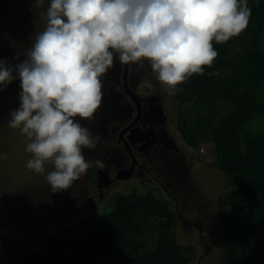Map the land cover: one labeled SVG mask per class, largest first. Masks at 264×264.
Masks as SVG:
<instances>
[{
	"label": "clouds",
	"instance_id": "9594fccd",
	"mask_svg": "<svg viewBox=\"0 0 264 264\" xmlns=\"http://www.w3.org/2000/svg\"><path fill=\"white\" fill-rule=\"evenodd\" d=\"M40 4L43 0H38ZM250 16L248 0H49L46 10L39 13L45 27L35 34L26 59L16 65L0 59V91L14 80L20 81V104L8 111V124L30 141L25 149L32 154L27 168L43 174L45 165L51 164L53 170L46 176L51 190L71 188L64 195L59 192L54 200L48 193H35L36 200L44 203L42 213L50 223L58 221L60 211H70V197L81 186L78 179L83 176L87 180L93 164L100 165L95 160L102 155L108 137L115 135L111 121L128 117L120 110L118 99L108 100L101 91V77L114 59L118 56L122 64L140 67L147 60L161 84L173 94L187 78L202 75L204 66L213 65L218 55L213 40L225 43L238 36L247 28ZM106 103L113 111L103 109ZM117 135L126 148L117 144L120 150L113 153L116 177L98 172L97 182L87 188L92 189L89 195L98 193L93 189L98 184L102 187L103 182L108 185L135 172L136 165L126 153L134 145L145 146L154 140L151 130L142 127H128ZM198 148L202 155L208 152L203 143ZM121 155L125 159L119 162ZM128 190L131 188L124 192ZM21 195L15 194L18 201ZM63 196L64 203L59 201ZM15 201L8 204L9 209L15 208ZM173 203L177 217L182 216L177 228L206 230L208 224L193 216L204 208L192 213L187 210L189 204L181 207L179 201ZM9 233L8 222L1 220L3 250L10 248L5 241ZM15 256L0 258V262Z\"/></svg>",
	"mask_w": 264,
	"mask_h": 264
},
{
	"label": "trees",
	"instance_id": "16d2710c",
	"mask_svg": "<svg viewBox=\"0 0 264 264\" xmlns=\"http://www.w3.org/2000/svg\"><path fill=\"white\" fill-rule=\"evenodd\" d=\"M248 7L247 28L225 43L213 40V65L175 92L186 142L198 148L202 139L212 141L217 157L210 165L230 178L231 190L218 203L225 230L218 264H264V134L247 124L256 114L264 116V0H248ZM11 9L2 0L0 15ZM141 192L114 194L95 221L81 219L42 247L21 250L0 264H202L208 243L204 253L182 243L175 204L151 189ZM148 229L151 234H145Z\"/></svg>",
	"mask_w": 264,
	"mask_h": 264
},
{
	"label": "rangeland",
	"instance_id": "374dc122",
	"mask_svg": "<svg viewBox=\"0 0 264 264\" xmlns=\"http://www.w3.org/2000/svg\"><path fill=\"white\" fill-rule=\"evenodd\" d=\"M9 1L12 3L11 11L7 14L0 15V59L6 60L11 65H16L26 59V54L34 42L35 34L44 29L45 22L40 19L39 13L46 10L49 0H46V4H40L39 6L38 0ZM1 5L2 0H0V8ZM145 77L146 82H148L152 89L149 93L153 94L155 90L161 92L164 107L168 113L171 136L180 146L182 154L185 157L184 160L186 159L189 164L191 175L187 176V184H190L194 188L192 192L190 191V195L192 196L191 203L194 197L197 199H194L196 203L190 204L187 210L192 213H198L201 208L205 209L193 215L194 217H198L197 219L200 218L205 225L206 223L208 224L204 232L195 229V232L193 231L192 233V231H190L191 229L187 230L181 227L177 228L178 235L182 243H194L195 246L202 251L201 253L206 252L204 245L208 243L209 246H206L207 252L204 253L199 260H201L202 264H206V262L207 264H218L221 257L220 255H222L225 248V230L224 224L218 215L217 208L220 196L231 190L228 185L230 183V178L219 168L210 165L216 155L213 151L212 141L207 138L201 140V144H205L208 151H205L206 153L203 155L199 153V148L194 149L186 142L184 135L177 127V117L179 110H181V105L180 101L175 96L176 94H170L167 91V86L161 84L157 78V74L154 73L151 68L145 74ZM19 84L20 81L16 79L9 84L6 89L0 91V105H2L3 108L2 111L0 110V206L4 204V202L10 204L18 200L15 194L21 195L29 193L28 196L30 197L32 192L35 194L39 191L52 195L48 197L54 200L59 196V192L64 195L71 189L69 188L59 192H53L51 190L46 179L47 173L53 170L51 164L45 165L46 171L43 174L36 173L26 166L27 162L32 158V154L25 150L26 144L30 141L21 133L20 129H13L9 127L8 124L10 119V113L8 111L12 109V107H17L20 104L19 93L21 89ZM192 104L193 102L188 103L186 108L190 109ZM247 124L251 132L264 134L263 115L256 114ZM115 143L119 144L123 149L124 147L126 148L124 142H119L118 135L115 138V142L113 140L110 141V145H114ZM137 146L140 148V145ZM104 151L107 152V150ZM139 152L142 151L139 150ZM147 156V153L144 155L140 154V159H146ZM124 159V155H121L119 162L124 161ZM137 170L128 177L117 179L116 182H114V187L119 186L124 189L135 188L137 191L144 190L151 183L148 178L140 176ZM78 181L81 186L75 191L74 197H83L79 200L80 206L77 209L72 207L70 211H60L57 213L58 218L56 219H58V221L56 222L50 223L48 218L40 219V217L33 216L29 218V223L26 222V219H23L20 223L22 225L21 229H16L18 227L13 224L11 217L2 219L3 217L0 216V221L4 220L6 223L8 220L12 221V229L9 233V237L11 236L13 238L12 242L14 243L10 244V248L5 247L7 253L0 258L13 256L23 248L38 249L45 245L53 234L57 233L65 226L78 222L81 219L95 221L98 217H101L102 209L93 210L92 203L90 205L87 204V193L92 192V189L87 191V180L84 181L83 176H81ZM153 191L157 196H160L157 190L153 189ZM64 199L65 196L59 201L64 203ZM107 200L108 198H105L103 204ZM26 203L30 204L34 203V201L29 198L26 199ZM37 218L42 220V227L40 220ZM36 221H39L38 226L40 232L34 226ZM151 232V229H148L145 234H151ZM2 239L3 238H0V242ZM1 245L2 243H0V246ZM10 249L11 253L9 252Z\"/></svg>",
	"mask_w": 264,
	"mask_h": 264
},
{
	"label": "flooded vegetation",
	"instance_id": "af4514ba",
	"mask_svg": "<svg viewBox=\"0 0 264 264\" xmlns=\"http://www.w3.org/2000/svg\"><path fill=\"white\" fill-rule=\"evenodd\" d=\"M150 68L147 60L143 62V67H140L137 64H122L117 56L114 59L113 66L101 77V91L104 97L108 100L118 99L120 110L128 117L125 119L115 118L111 121L110 126L115 129V135L111 138L108 137L109 139L104 148L107 152L103 150L104 152H102V155L96 158L95 161H99L102 166H98L95 163L93 164V169L90 171L87 178V188H90L97 182L96 175L100 171L105 172L106 175L111 178L116 175L117 170L113 165L112 156L113 153L118 152L120 149L116 143L110 145V141L113 140L115 142L116 134H119L128 127H136V129L137 127H142L151 130L154 140L152 141L150 139L151 143L140 146V148L134 145L125 156L130 155L138 169V174L148 178L150 181L151 184L145 189H157L166 199L172 202L179 201L181 207L186 203L190 205L196 203L194 199L197 198L194 197L191 203L192 196L190 195V191L192 192L194 188L190 184H187V176L191 175L189 164L186 159L184 160L185 157L182 154L180 146L171 136L168 113L165 110L161 92L155 90L153 94L149 93L152 89L145 80V74ZM175 96L177 97V95ZM108 108L113 111L112 107L108 106L106 103L103 109L108 112ZM95 132L97 133V131ZM139 150L142 152H139ZM146 153L148 154L147 158L140 159V154L144 155ZM127 161H129V159H127ZM124 166L128 167L129 165L125 164ZM114 185V182L108 185L103 182L101 184L102 187L98 184L93 188L95 191H98V193L95 192L92 195L87 194L86 200L88 203H91V200L98 196L92 204L93 208L97 209L98 206L100 209H103V200L105 198L109 199L113 194H118L126 190L119 186L114 187ZM33 194L34 192L32 193V197H28L26 194L21 195L20 197L22 199L21 201L16 200L17 206L15 204L14 210L8 208L7 202H4V204L0 206L2 217H11L13 224L18 227L16 229H21L22 225L20 223L23 219H26V222H28L29 218L33 216L40 217V219L46 217V215L42 213L43 210L41 207L44 203L42 200H36L37 194ZM26 197L33 201L35 200V202L27 204ZM70 202L72 205L69 204V209L72 207L77 209L80 206V201L74 196L70 197ZM178 217L182 216L179 215ZM11 220H8V229L10 232L12 229ZM40 223L42 227V220H40ZM38 225L39 221H36L34 226L40 232ZM3 231H7V228ZM5 241L7 244H14L11 236ZM21 250H24V248ZM9 252L11 253V249ZM5 254L6 250L0 247V257Z\"/></svg>",
	"mask_w": 264,
	"mask_h": 264
},
{
	"label": "built area",
	"instance_id": "2783aa9c",
	"mask_svg": "<svg viewBox=\"0 0 264 264\" xmlns=\"http://www.w3.org/2000/svg\"><path fill=\"white\" fill-rule=\"evenodd\" d=\"M203 150V149H202Z\"/></svg>",
	"mask_w": 264,
	"mask_h": 264
},
{
	"label": "water",
	"instance_id": "95a60500",
	"mask_svg": "<svg viewBox=\"0 0 264 264\" xmlns=\"http://www.w3.org/2000/svg\"><path fill=\"white\" fill-rule=\"evenodd\" d=\"M115 111V110H114Z\"/></svg>",
	"mask_w": 264,
	"mask_h": 264
}]
</instances>
